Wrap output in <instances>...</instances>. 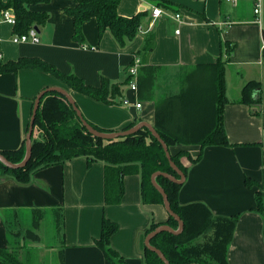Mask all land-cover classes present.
Returning <instances> with one entry per match:
<instances>
[{
	"label": "crops",
	"instance_id": "crops-1",
	"mask_svg": "<svg viewBox=\"0 0 264 264\" xmlns=\"http://www.w3.org/2000/svg\"><path fill=\"white\" fill-rule=\"evenodd\" d=\"M166 1L174 2L177 10L161 8L164 15L149 32L153 7L158 6L149 0L121 1L118 14L123 17L148 12L141 26L146 33L140 32L124 47L113 33H99L97 19L83 24V40L77 41L74 19L66 13L77 6L72 0H52L35 7L49 15L46 25L37 26V44H15L14 26L0 16V60L4 63L38 58L94 88L107 79L122 90L116 102L107 104L72 91L38 69L0 75V152L23 144L34 100L41 91L59 87L72 95L88 122L111 131L134 122L154 126L156 102L184 100L191 116L186 134L195 144L175 145L171 153L189 150L196 158L200 141L210 134L216 121V103L208 91L213 89L201 80L199 86L184 85L177 76L207 72L222 59L227 98L224 125L231 148L206 147L202 160L188 170L180 202L205 204L216 217L239 216L228 248V264H264V216L256 211L257 191L245 185L247 177L260 184L264 181V22L262 19L256 24V0ZM174 14L182 16L183 22L179 23ZM150 34L155 35V48L145 55L141 52ZM228 47H233L231 55L226 52ZM134 56L152 71L150 77L144 72L138 74L137 94L126 85V71ZM170 71L175 72V79L165 75ZM250 81L261 82L260 106L241 103L244 86ZM127 96L132 107L121 105ZM136 101L142 109L134 106ZM104 175L102 162H89L85 157L43 169L26 185L12 176L0 175V248L13 254L19 251L28 264L36 260L39 264H112L96 243L102 220L107 218L119 226L111 237L113 251L124 264H144L146 229L153 222H166L170 215L163 205L143 204L138 174L124 177L125 193L120 204L106 205Z\"/></svg>",
	"mask_w": 264,
	"mask_h": 264
},
{
	"label": "trees",
	"instance_id": "trees-1",
	"mask_svg": "<svg viewBox=\"0 0 264 264\" xmlns=\"http://www.w3.org/2000/svg\"><path fill=\"white\" fill-rule=\"evenodd\" d=\"M52 0H0V11L12 9L17 21L14 26L15 35L27 34L36 26H44L49 21V15L35 10L37 5H47ZM77 4L74 9L66 10V13L74 19L75 39L83 40L82 26L84 23L97 19L99 33L109 31L114 34L120 46L133 41L139 35V29L148 16L147 11L138 15L127 17L118 14V7L122 0H72ZM160 8L172 11L177 10V5L172 1L149 0ZM224 1V0H222ZM155 48V35L146 37L142 54H149ZM233 47H228L227 54L231 55ZM23 69L41 70L61 80L72 91L83 93L107 104L116 102L122 96L121 87L103 79L101 86L94 88L73 74L65 75L55 66L47 64L40 59L22 58L17 61L4 63L0 60V75L18 73ZM146 65L140 72L144 75L152 74ZM154 70V69H153ZM151 72V73H150ZM202 71L200 70L199 73ZM211 72L202 81L203 85L209 84L213 90H208L216 103V121L209 135L200 141V152L193 158L189 150L171 153L175 145L187 147L195 144L186 134L187 123L191 120L190 108L184 104V100L171 98L156 102L154 129L158 133L171 153L172 162L187 177L192 165L202 160L204 150L208 146H222L231 148L224 125V108L226 105L225 88V63L220 59L214 66L209 67ZM203 73V72H202ZM201 74H192L199 76ZM198 78V77H197ZM195 86H199V78L193 80ZM128 79L126 85H128ZM263 87L261 82L250 81L245 84L241 95V103L260 106L262 104ZM36 100V99H35ZM34 100V102H35ZM189 105V104H188ZM190 106V105H189ZM183 119V121L178 122ZM185 120V121H184ZM88 122V121H87ZM90 123V122H89ZM91 126L98 132L113 134L118 131H128L137 123H131L121 130H105ZM29 129V128H28ZM32 157L26 167L20 169H8L0 161V175L12 176L15 180L26 185L33 175L43 169L55 165H62L78 158H87L89 162H102L105 166V204L115 206L121 203L125 193L124 177L129 174H138L142 179V201L148 205H163L164 197L157 191L152 182L155 173H166L180 179L177 172L172 169L159 140L151 134L150 130L143 127L137 133L128 137L106 140L91 135L77 116L69 100L57 92L47 93L41 100L39 111L35 120V129L32 134ZM27 141L15 150L1 151L10 163L20 164L26 157ZM187 160L190 164L184 163ZM168 196L170 208L184 222V230L179 234H171L163 231L153 237L150 244L153 248L163 253L170 264H228V248L234 240V231L238 223V217H216L210 209L202 203H189L182 205L180 191L185 185L172 182L163 175L155 178ZM245 185L249 189H255L256 211L264 216V181L260 184L247 177ZM101 236L96 242L107 260L112 264H124L123 258L110 246L111 237L116 234L119 226L107 218L102 220ZM161 225H168L174 231L178 230L180 223L171 216L164 223H154L146 229L144 236H148ZM211 237V243L203 246H194L192 243L201 236ZM264 235V232H263ZM144 264H164L159 255L145 247ZM0 264H22L15 254L7 248H0Z\"/></svg>",
	"mask_w": 264,
	"mask_h": 264
},
{
	"label": "water",
	"instance_id": "water-1",
	"mask_svg": "<svg viewBox=\"0 0 264 264\" xmlns=\"http://www.w3.org/2000/svg\"><path fill=\"white\" fill-rule=\"evenodd\" d=\"M37 31H39L38 27L36 26L35 28ZM262 40L264 43V32L262 34ZM53 92H57L59 94L64 95L70 102V104L72 105V108H74V110L77 113L78 118L80 119V121L83 123V125L86 127V129L88 130V132L95 136V137H100L102 139H106V140H113L116 138H123V137H128V135H132L137 133L139 130H141L143 127H146L150 130L151 134L154 135V137L159 140V142L161 143L163 149L166 152V156L167 159L169 161V164H171L172 169H174L177 174L179 175L180 179L172 177L169 174L166 173H155L152 176V182L153 185L155 186V188L157 189L158 192H160L163 197H164V207L167 209L169 215L176 220L178 223H180V227L178 230H173L170 226L168 225H161L158 229H156L154 232L150 233L148 236H146V247L149 248L150 250L154 251L155 253H157L160 257V259H162V261L164 262V264H170L169 261L167 260V258L165 257V255L163 253H160L158 250H156L155 248H153L150 244L151 240L153 239V237L157 236L158 234H160L163 231H167L173 235L175 234H179L184 230V222H182V220L180 219V217L177 214H174V212L172 211V208H170V204H169V200H168V196L167 194L164 192V190L158 186L157 182H156V177H158L159 175H163L164 177H166L167 179H170L172 182H176L179 185H184L187 178L185 176V174L172 162L171 159V153L169 151V149L167 148L166 144L164 143V141L162 140L161 136L156 133L154 126H152L151 124L147 123V122H142L139 125H136L134 128L129 129L128 131H118V132H113V134H105V133H101V132H97L89 122H87V120L84 118V116L82 115L80 109L77 107L76 103L74 102V99L72 97V95L70 93H68L67 91H65L62 88L59 87H53V88H48L45 89L43 91H41L37 97V99L34 102L33 105V113L29 122V129L26 135V145H27V149H26V157L25 160L20 163V164H13L12 162L10 163L2 154H0V161L8 168V169H20V168H24L26 167L27 163L30 161L31 157H32V134L34 132L35 129V120L39 111V105L40 102L42 100V98L47 94V93H53ZM196 264V263H193Z\"/></svg>",
	"mask_w": 264,
	"mask_h": 264
},
{
	"label": "built area",
	"instance_id": "built-area-1",
	"mask_svg": "<svg viewBox=\"0 0 264 264\" xmlns=\"http://www.w3.org/2000/svg\"><path fill=\"white\" fill-rule=\"evenodd\" d=\"M233 1L236 2L237 0H233ZM254 14L256 15V24H261L262 14H263L262 13V0H256L255 6H254ZM163 15H164V11L161 8L153 7L152 15H151L152 20L149 23L147 32L151 30V28L154 25V22L158 18H161ZM0 16L2 17V20L4 22H8L13 26H15L17 23L15 19V13L12 9L1 10ZM173 16L179 23L183 22L182 16L178 14H174ZM139 32L146 33V31H144L141 27L139 29ZM39 41H40V36L38 35V31L35 28L31 29L27 34H22L21 36L14 35L13 37V42L15 44H22L24 42H30L33 44H37ZM142 66H143V62L141 61V58H139L138 56H134L132 58V64L127 68V71H126L127 77H129L128 88L131 92L136 93V94L138 93V78H139L138 74ZM121 105L127 108V107H132L133 103L131 102L130 98L127 96L121 100ZM134 106H136L138 110L142 109L143 107L142 104L137 101L134 104Z\"/></svg>",
	"mask_w": 264,
	"mask_h": 264
},
{
	"label": "rangeland",
	"instance_id": "rangeland-1",
	"mask_svg": "<svg viewBox=\"0 0 264 264\" xmlns=\"http://www.w3.org/2000/svg\"><path fill=\"white\" fill-rule=\"evenodd\" d=\"M262 4H263V2H262ZM263 8H262V13H263ZM253 12H254V10H253ZM255 18H256V15H255ZM262 19H263V22H264V13L262 14ZM202 73V72H201ZM201 73H199V72H192V73H190V72H185V73H183V74H181V76H177L178 77V79L179 78H181V80L183 81L182 83L184 84V85H187V84H191L192 82H195V81H193V80H197L198 78H199V81H200V78H201V80H203V79H205V77L208 75L209 77H210V74H211V72L209 73V72H206V71H203V73H202V75H199V76H194V75H192V74H201ZM174 74H175V72H172V71H170V72H166V74L165 75H168V77H173L174 79H175V77H174ZM212 75V74H211ZM162 79H166V77H163ZM160 80V79H159ZM161 81V80H160ZM175 82V84H176V82L177 81H174ZM157 84H160V83H157ZM177 85V84H176ZM165 95H169V93L168 92H166V94ZM211 237L210 236H208V235H205V236H201L199 239H197V240H195L192 244L194 245V246H203V245H205V243H211ZM14 254H15V257H17L18 258V260L21 262V260L24 258L23 256V258L21 257V253L19 252V251H16V252H14ZM32 255V254H31ZM33 256V255H32ZM26 257V256H25ZM34 257V256H33ZM27 258V257H26ZM26 258H25V260H24V263L23 264H28V261L26 260ZM31 258V257H30ZM35 258V257H34ZM22 263V262H21ZM35 264H39V260L37 261L36 260V262H35Z\"/></svg>",
	"mask_w": 264,
	"mask_h": 264
}]
</instances>
